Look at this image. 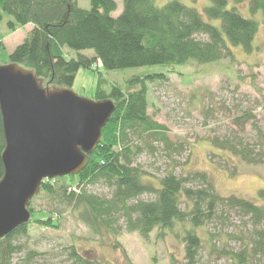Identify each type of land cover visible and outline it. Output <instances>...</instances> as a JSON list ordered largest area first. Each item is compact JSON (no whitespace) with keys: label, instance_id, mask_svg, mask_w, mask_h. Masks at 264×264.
I'll return each mask as SVG.
<instances>
[{"label":"trees","instance_id":"16d2710c","mask_svg":"<svg viewBox=\"0 0 264 264\" xmlns=\"http://www.w3.org/2000/svg\"><path fill=\"white\" fill-rule=\"evenodd\" d=\"M209 1L210 5L200 12L181 0H168L162 6H157L155 0H122V11L113 17L111 13L117 9L114 0H89V8L78 6L77 0H0V21L4 14L11 17L6 21L8 32L32 25L23 41L8 54L6 64L32 70L44 85L70 87L80 67L96 64L106 70L153 65L164 68L161 73L131 77L125 89L112 84L108 92L97 90L95 100H111L115 105L101 129L98 145L79 173L41 182L27 206L29 221L0 238V264H53L52 256L27 249L23 239L35 228L60 230V219L67 212L101 243H110L113 249L123 252L117 241L122 227L147 239L153 230L163 235L175 222L188 221L191 228L183 231V257L170 255L168 264H199L203 239L195 229L225 220L229 212H235L246 218L248 228L226 236L240 240V248H229L220 234L208 232L207 255L225 256L230 264H264V204L235 194H219L205 171L178 176L174 165L154 182L135 164L145 147L153 150V141L169 152L180 153L183 149L182 144L172 143L166 127L147 113L148 83L163 80L177 66L190 61L209 64L230 58L234 65L231 48L240 47L245 52L254 49L259 25L236 9L243 0ZM249 10L252 14L262 12L264 19V0H250ZM86 50L91 51L90 55L84 54ZM244 115L235 122H249L247 114L241 118ZM208 143L211 156L224 161L222 167L229 165L223 154L249 165L264 163V136L260 134L253 141L229 134L212 137ZM3 148L0 121V157ZM2 175L0 159V179ZM97 184L109 189L110 196L100 197L85 188ZM143 194L153 198L142 199ZM36 199L45 205L35 206ZM85 252L72 244L64 254L69 264H110Z\"/></svg>","mask_w":264,"mask_h":264},{"label":"rangeland","instance_id":"374dc122","mask_svg":"<svg viewBox=\"0 0 264 264\" xmlns=\"http://www.w3.org/2000/svg\"><path fill=\"white\" fill-rule=\"evenodd\" d=\"M114 1L117 9L111 15L116 17L122 11V0ZM167 1L155 0V4L162 6ZM181 1L200 12L210 5L209 0ZM249 1H241L236 9L243 16L258 22V31L253 40L254 49L245 52L240 47L231 48L235 58L234 65L230 58L209 64L190 61L177 66L174 73L166 74L163 80L148 83L149 79H145L148 83L147 113L166 127V135L172 143L183 145L180 153L164 150L163 145L156 141L150 143L153 150L146 147L143 149L135 164L150 180L156 182L174 165L173 171L178 176H184L188 171H205L219 194H235L264 204V163L249 165L223 154L224 159L227 158L229 162L227 169L222 167L224 161L211 156L208 143L212 137L229 134L241 136L248 141L255 140L258 134L264 136V19L262 12H250ZM77 4L82 8L90 7L89 0H77ZM230 5L232 4L229 3ZM10 18L4 14L0 21V65L7 63L8 54L23 41L32 28L31 24H27L14 32H8L6 21ZM211 22L219 24L218 20ZM70 52L72 56H76L75 51ZM90 53V50L84 52L86 55ZM163 70L160 65L115 70H106L99 64L91 68L80 67L70 89L83 98L94 100L99 89L108 92L112 84L125 89L131 77L148 76ZM246 114L250 117L249 122H235L239 116L244 115L241 117L244 119ZM85 188L89 193L100 197L110 196V190L100 184L87 185ZM140 197L152 199L153 195L143 194ZM34 204L37 207L45 205L41 199H36ZM181 207L184 209L185 204L182 203ZM60 225V230L33 229L23 239L26 248L46 252L45 257L52 256L50 261L53 264H69L64 252L72 244L80 251H86V255L105 259L110 264H168L170 255L178 259L183 257V231L191 228L188 221L175 222L170 229L164 230L163 235H160L162 231L156 229L145 239L122 227L117 241L123 252L120 248L113 249L110 243H101L70 212L62 216ZM247 228L246 218L229 212L225 220H214L195 229L203 239L199 264H230L225 256L211 258L207 255L208 232L220 234V239L227 242L229 248L238 249L241 241L229 239L226 234L239 230L246 232ZM42 263L44 262L38 264Z\"/></svg>","mask_w":264,"mask_h":264},{"label":"water","instance_id":"95a60500","mask_svg":"<svg viewBox=\"0 0 264 264\" xmlns=\"http://www.w3.org/2000/svg\"><path fill=\"white\" fill-rule=\"evenodd\" d=\"M115 105L70 87L44 85L32 70L0 65V238L27 223L43 180L79 173L98 145Z\"/></svg>","mask_w":264,"mask_h":264}]
</instances>
